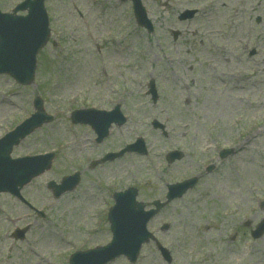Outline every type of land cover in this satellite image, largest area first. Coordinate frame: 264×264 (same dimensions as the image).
Here are the masks:
<instances>
[{
    "label": "rangeland",
    "instance_id": "374dc122",
    "mask_svg": "<svg viewBox=\"0 0 264 264\" xmlns=\"http://www.w3.org/2000/svg\"><path fill=\"white\" fill-rule=\"evenodd\" d=\"M21 1L0 0V8ZM146 6L153 33L136 25L130 2L44 0L51 38L37 54L33 82L22 86L0 75V137L33 113L35 95L54 117L11 156L55 153L50 168L21 192L42 217L0 195V264H67L74 251L110 240L106 214L115 191L136 186L140 201L161 200L167 184L202 167L196 186L148 224L172 262L149 243L135 263L119 257L109 264H264V233L250 234L264 218V0H148ZM183 9L198 13L179 22ZM150 79L155 103L146 94ZM116 102L127 120L101 143L88 126L69 120L75 108ZM154 119L164 134L152 128ZM137 137L145 139L147 155L90 167ZM170 147L188 154L168 164ZM222 147L233 154L221 170L205 173L202 159H214ZM75 171V189L53 198L47 184ZM164 222L169 227L161 231ZM26 225L25 239L14 240L13 229Z\"/></svg>",
    "mask_w": 264,
    "mask_h": 264
},
{
    "label": "water",
    "instance_id": "95a60500",
    "mask_svg": "<svg viewBox=\"0 0 264 264\" xmlns=\"http://www.w3.org/2000/svg\"><path fill=\"white\" fill-rule=\"evenodd\" d=\"M133 2L137 20L151 31V24L146 19L139 0H133ZM25 8H28V14L25 17L0 16V73L7 72L23 84L32 81L35 55L45 44L49 35L42 0H25L18 6V9ZM192 12H186L184 15H190ZM150 93L155 99L156 91L153 82L150 84ZM37 108L41 113H36L6 138L0 140V191H9L18 195L19 188L28 182L31 176L40 173L47 164L43 160L38 161L39 157H25L16 160L9 158L11 147L34 127L48 119L43 115L40 102H37ZM77 117L78 121L91 124L98 134L100 132L105 134L113 120L112 117H107V114L93 110L78 114ZM76 176L77 174L64 178L61 185L54 186L53 182L49 184L59 194L75 185ZM134 196L135 190L132 189L115 196L116 206L108 214L114 234L112 243L84 253H75L70 258V264H105L121 253L130 256L139 249L140 244L147 238L143 225L147 219L145 221L142 219L141 208L143 206L140 203H134Z\"/></svg>",
    "mask_w": 264,
    "mask_h": 264
}]
</instances>
